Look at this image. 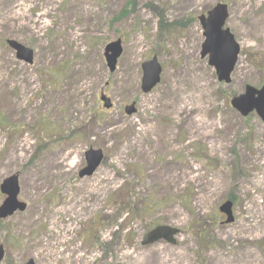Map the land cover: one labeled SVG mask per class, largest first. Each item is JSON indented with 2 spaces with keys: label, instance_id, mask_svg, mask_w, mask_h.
I'll return each instance as SVG.
<instances>
[{
  "label": "rangeland",
  "instance_id": "374dc122",
  "mask_svg": "<svg viewBox=\"0 0 264 264\" xmlns=\"http://www.w3.org/2000/svg\"><path fill=\"white\" fill-rule=\"evenodd\" d=\"M220 3L240 47L230 85L201 58L198 18ZM247 86H264V0H0V184L17 174L27 205L0 220L1 264H264V123L230 106ZM90 149L105 160L79 178ZM158 226L176 245H142Z\"/></svg>",
  "mask_w": 264,
  "mask_h": 264
},
{
  "label": "water",
  "instance_id": "95a60500",
  "mask_svg": "<svg viewBox=\"0 0 264 264\" xmlns=\"http://www.w3.org/2000/svg\"><path fill=\"white\" fill-rule=\"evenodd\" d=\"M228 18L227 6L218 4L215 8L199 17V22L204 30L205 41L202 45L201 58L208 56L209 65L216 70L219 82L225 84L231 83V74L237 62L239 54V46L235 42L234 36L228 29H224L225 22ZM8 45L17 53L19 60L28 59L32 61V51L21 46L17 42L9 41ZM122 54L121 41L110 43L105 49V59L109 69L113 72L116 68L117 60ZM142 90L150 92L160 81L161 68L156 58L143 65ZM104 107L110 109L111 101L105 96L101 97ZM232 107L239 112L242 117H248L255 112L264 122V87L257 90L253 87H246L245 93L234 98L231 101ZM135 111L134 104L126 108L128 115ZM86 167L80 171L79 177H91L100 167L104 159L101 150L90 149L85 154ZM1 193L6 196L0 207V219L5 220L13 216L17 212H24L26 204L19 202L20 193L18 175H14L4 180L0 186ZM233 204L227 202L220 207V212L227 216L226 224L234 222L232 212ZM179 234V230L171 227L160 226L144 236L142 245L148 246L158 241H166L175 245V237ZM4 252L0 247V263L3 260ZM27 264H34L31 260Z\"/></svg>",
  "mask_w": 264,
  "mask_h": 264
},
{
  "label": "trees",
  "instance_id": "16d2710c",
  "mask_svg": "<svg viewBox=\"0 0 264 264\" xmlns=\"http://www.w3.org/2000/svg\"><path fill=\"white\" fill-rule=\"evenodd\" d=\"M228 199L234 201L231 197H229Z\"/></svg>",
  "mask_w": 264,
  "mask_h": 264
}]
</instances>
